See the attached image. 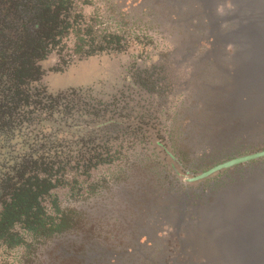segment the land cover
Here are the masks:
<instances>
[{
	"label": "rangeland",
	"instance_id": "1",
	"mask_svg": "<svg viewBox=\"0 0 264 264\" xmlns=\"http://www.w3.org/2000/svg\"><path fill=\"white\" fill-rule=\"evenodd\" d=\"M1 1L9 8L15 0ZM84 1L74 3L95 31V50L78 53L77 38L69 33L63 53L47 63L45 82L52 92L91 88L101 100L117 99L110 109L116 118L122 115L119 121L141 117L146 123V148L138 145L126 162L93 173L90 179L102 175L104 181L92 193L86 188L88 177L79 178L74 187L66 184L54 190L52 196L62 209L80 213L79 227L31 246L2 247L0 264H109L136 254L126 234L132 244L149 245L142 253L150 255L152 245L164 240L177 243L162 229L166 226L152 228L151 236L142 232L153 227L154 219L160 222V207L172 186L185 187L178 163L196 174L264 149V110L248 108L245 97L235 96L240 65H246L245 70L256 61L243 63V55H235L238 47L223 42L224 33L236 27L229 18V1L221 0L212 9L217 19L211 16L210 0H88V5ZM104 35L112 36L110 45H105ZM175 41H182L181 49L192 54L179 50L172 54ZM244 77L248 80L250 72ZM261 181L264 159L187 186V223L196 227L219 193ZM46 208L53 211L49 199ZM228 253L243 261V253L257 251L236 248ZM137 263L144 264L139 258Z\"/></svg>",
	"mask_w": 264,
	"mask_h": 264
},
{
	"label": "trees",
	"instance_id": "2",
	"mask_svg": "<svg viewBox=\"0 0 264 264\" xmlns=\"http://www.w3.org/2000/svg\"><path fill=\"white\" fill-rule=\"evenodd\" d=\"M69 33L78 53L95 50V31L74 0H15L9 8L0 0V249L77 229L80 213L62 209L52 192L146 148V123L119 121L110 109L117 99L108 105L91 88L49 90L47 63L63 53ZM111 37L103 36L105 45ZM103 181L96 176L86 188Z\"/></svg>",
	"mask_w": 264,
	"mask_h": 264
},
{
	"label": "water",
	"instance_id": "3",
	"mask_svg": "<svg viewBox=\"0 0 264 264\" xmlns=\"http://www.w3.org/2000/svg\"><path fill=\"white\" fill-rule=\"evenodd\" d=\"M220 1L210 0L209 10L215 19L217 14L213 10ZM227 1L231 4L230 12H232L229 18L234 20L236 27L224 33L223 42H231L238 47L235 55H243L245 58L243 63L246 64L247 60L252 58L256 61L254 64H248L249 68L245 70L242 69L243 65H240L235 78L237 86L235 96L245 97L246 107L263 111L264 0ZM216 31L221 36V32L217 29ZM247 71L250 72L248 80L244 77ZM251 80L254 83L250 84ZM258 159H264V149L228 159L203 172L190 174L191 177L187 181H203L215 173ZM195 228L189 236V241L196 245H209L211 248L222 249L224 264H264V181L236 186L219 193L216 201L203 211L201 221ZM236 248H256L257 253H243L244 260L237 261L235 256L228 253ZM213 259L222 260L219 251ZM208 261L209 264H215L213 260Z\"/></svg>",
	"mask_w": 264,
	"mask_h": 264
},
{
	"label": "flooded vegetation",
	"instance_id": "4",
	"mask_svg": "<svg viewBox=\"0 0 264 264\" xmlns=\"http://www.w3.org/2000/svg\"><path fill=\"white\" fill-rule=\"evenodd\" d=\"M181 32L188 34L194 42L198 40L197 36H192V34L186 29H181ZM181 42L175 41V50H172L171 53L173 54L174 51L179 50L180 52L182 51L184 55H188L189 53L192 54V52H189V49H181ZM187 42L188 44L193 43L191 39H187ZM177 169L178 172L183 175L180 181L182 184L184 183L185 187H180L178 185L172 186V193L167 195V197H164L165 202L160 207L162 209L161 211H159V215L162 214L160 222L157 223L158 220L154 219L152 222L153 227L145 230L144 233L146 234H143L142 232V235L144 236H151V234H149V231H152V228H158V225H162V227L166 226V228H161L166 230L168 234H172L173 236H175L177 243H167L166 240H164L165 242L159 243L157 245H152L150 249L151 252H148L150 255H148L146 253H142V249L144 248V250H146L147 252V248H145V246L147 247L149 245H143L141 243L132 244L131 237L126 234V236L129 238L130 245L133 246V252H136V254L132 256L129 254V256L126 257L125 260L121 259L109 264H136L138 262V258L139 261L143 262L144 264H146L145 261L147 260H149L151 264H209L208 260H213L215 264H224L222 249L219 250L216 248H211V246L209 245H196L189 241V236L196 228L194 226H189V224L187 223V221H190L188 215V212L190 210V206L188 203V194L190 192V189H188L187 186L191 184L201 183L203 181H206L207 179L201 182H188L187 179L191 177L190 174H192V172L188 171V169L180 163H178ZM185 175L187 176L186 178ZM127 239L126 241H128ZM218 251L220 252L222 260L213 259V256L217 254ZM137 252L139 253V255Z\"/></svg>",
	"mask_w": 264,
	"mask_h": 264
},
{
	"label": "bare ground",
	"instance_id": "5",
	"mask_svg": "<svg viewBox=\"0 0 264 264\" xmlns=\"http://www.w3.org/2000/svg\"><path fill=\"white\" fill-rule=\"evenodd\" d=\"M249 82H252V80L251 81H249ZM253 83H254V81H253ZM239 91V90H238ZM248 101H250L249 99H248ZM248 101H247V104H248ZM254 110V109H253Z\"/></svg>",
	"mask_w": 264,
	"mask_h": 264
}]
</instances>
